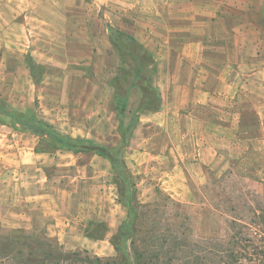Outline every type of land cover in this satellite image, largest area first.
Instances as JSON below:
<instances>
[{"label": "rangeland", "instance_id": "rangeland-1", "mask_svg": "<svg viewBox=\"0 0 264 264\" xmlns=\"http://www.w3.org/2000/svg\"><path fill=\"white\" fill-rule=\"evenodd\" d=\"M135 1L0 0V97L23 119L37 118L69 137L115 148L120 143L116 98L127 96L122 132L132 134L123 157L137 200L159 204L166 232L175 210L162 204L166 197L180 203L185 215L180 230L191 243L187 252L197 245L192 254L201 264H264V0H223L220 24L206 26V34L219 39L207 49L219 53L207 56L205 66L213 70L232 60L238 69L232 87L239 95L227 100V88L217 93V108L211 104L203 111L212 118L205 124H229L238 135L237 149L229 152L222 144L215 164L192 162L184 169L177 167L179 156L167 150L182 145L190 128L184 110L171 117L168 130L159 117L151 120L160 112L152 111L155 91L142 95L139 85L152 84L153 66L143 43L121 35L120 29L136 23ZM141 1L168 14V4L192 0ZM176 11L171 14L180 19ZM151 20L164 38L165 19ZM176 37L183 35L179 31ZM153 44L165 53L164 40ZM172 45L183 49V41ZM135 89L138 94L131 96ZM156 128L166 137L152 138L150 154L143 143ZM193 157L196 163L198 153ZM124 181L107 158L56 150L25 125L0 122V240L25 235L49 239L65 252L115 257L112 240L128 215L120 194ZM12 248L0 241V253Z\"/></svg>", "mask_w": 264, "mask_h": 264}, {"label": "crops", "instance_id": "crops-1", "mask_svg": "<svg viewBox=\"0 0 264 264\" xmlns=\"http://www.w3.org/2000/svg\"><path fill=\"white\" fill-rule=\"evenodd\" d=\"M141 3L142 1L139 0L131 5V8L135 11L133 14L136 20L135 25L131 26V28L125 27L120 30L124 32L121 35L128 34L133 36L136 41L143 43L146 50L157 57L154 70L155 77L154 79L152 77V84L161 95V106L159 113L151 115V120L159 117L162 119L161 124L168 130L172 123L171 117L184 110V117L187 118L190 128L183 135L184 141L182 145L176 146L174 144L173 147H167V150L179 156V159L177 158V167L181 169L188 168L192 162L201 167L215 164L221 160L222 144H226L229 152H233L237 149L236 139L238 137L237 132L233 131L229 124H224L225 126L216 125L215 121H213L212 125H206V118H212H208L203 112L206 109L205 107L211 104H213L211 105L212 108H217L218 99H221L218 94L221 95L224 88H227L224 91V95L227 94L225 96L227 100L233 99L236 94L239 95V89H233L232 87V84L235 83L233 75L238 73V69L232 63V60L227 66H221L218 63L213 70H209L205 66L207 56L215 58L219 53V50L207 49L208 42H219V39L206 34L205 29L208 25L220 24L221 18L218 16L217 11L224 2L223 0H192L168 4L171 13L177 12L176 10L181 12L182 16H180V19H175L174 14L163 13L161 10L164 7L160 8L157 6L156 10H154L148 7L152 6V3L146 2V7ZM124 6V9H126V5ZM153 6L156 5L153 4ZM148 9L151 10L150 13ZM207 13L209 19L206 17ZM155 17H161L166 22L167 31L162 39L159 37L162 33L159 34L158 28L153 25L151 20ZM175 20L177 24L174 22ZM168 22L170 23L169 26L167 25ZM136 24L147 25L149 28H138ZM179 31L183 35L181 39L176 37ZM159 40H164L167 43V49L164 50L165 53H162V49L157 51L154 47L153 42ZM178 40L183 41L182 51L175 49L172 45L173 42ZM227 55L230 58L232 56L229 53ZM210 73H212L213 78L210 77ZM226 73H229V76H223ZM243 87L244 84H242L241 88ZM136 90L132 91L131 96L138 94ZM139 90L143 95L142 90ZM156 131H151L150 139H145V143H143L145 151L149 150L150 154L155 150L151 144L152 138L161 135L166 137L165 133L159 132L158 128H156ZM192 153L193 155L198 153L199 159H197L196 163L192 161L194 157L190 159ZM140 154H143V152Z\"/></svg>", "mask_w": 264, "mask_h": 264}, {"label": "trees", "instance_id": "trees-1", "mask_svg": "<svg viewBox=\"0 0 264 264\" xmlns=\"http://www.w3.org/2000/svg\"><path fill=\"white\" fill-rule=\"evenodd\" d=\"M125 39L136 41L133 36L122 34ZM139 43L138 41H136ZM149 58L150 66L155 70V61L152 53L140 45ZM149 80L141 83L143 94L154 90L157 106L152 111L159 110L161 95ZM127 96L117 97L116 113L119 119L120 143L115 148L95 144L82 138H73L60 133L50 124L33 118L23 119L21 114L0 97V122L12 125L23 124L34 135L44 136L49 144L56 150L73 152H93L107 158L113 165L115 173L123 179L124 187L120 189L123 204L128 208V215L120 226L118 234L113 238L112 245L116 251L115 257H99L79 250L65 252L59 244L52 243L49 239L40 240L36 237L25 235L9 236L3 238L2 243L13 247L8 254L0 253V264H201L195 248L187 252L191 247L188 234L181 231L183 227L184 212L182 205L170 197H166L168 203L162 205L171 206L175 213L169 224V232L162 229L159 218V204H142L137 200V191L132 182V174L129 171L123 154L126 150L129 137L122 132L125 124V111ZM131 190V193H129ZM125 198V199H124ZM169 220V219H168ZM176 226L178 229L172 228ZM192 255V256H191ZM8 261L6 263L5 261Z\"/></svg>", "mask_w": 264, "mask_h": 264}, {"label": "built area", "instance_id": "built-area-1", "mask_svg": "<svg viewBox=\"0 0 264 264\" xmlns=\"http://www.w3.org/2000/svg\"><path fill=\"white\" fill-rule=\"evenodd\" d=\"M260 253L262 258L264 259V242L262 243V246L260 247Z\"/></svg>", "mask_w": 264, "mask_h": 264}]
</instances>
